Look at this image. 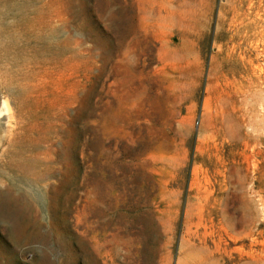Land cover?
Listing matches in <instances>:
<instances>
[{"label":"rangeland","instance_id":"rangeland-1","mask_svg":"<svg viewBox=\"0 0 264 264\" xmlns=\"http://www.w3.org/2000/svg\"><path fill=\"white\" fill-rule=\"evenodd\" d=\"M0 264H264V0H0Z\"/></svg>","mask_w":264,"mask_h":264},{"label":"bare ground","instance_id":"bare-ground-1","mask_svg":"<svg viewBox=\"0 0 264 264\" xmlns=\"http://www.w3.org/2000/svg\"><path fill=\"white\" fill-rule=\"evenodd\" d=\"M183 7H186L187 8V11L189 12V13H191V14H198V12H200V10H201V5H200V3H197L195 6H191V5H189V4H183L182 5V8ZM188 12H186V13H188ZM196 17H197V15H196ZM186 18V17H185ZM198 18H200V16H198ZM189 24V23H188ZM190 26V25H189Z\"/></svg>","mask_w":264,"mask_h":264}]
</instances>
